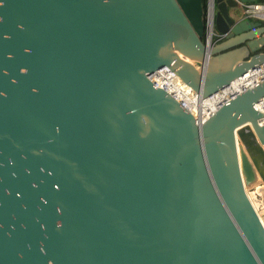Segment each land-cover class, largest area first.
Wrapping results in <instances>:
<instances>
[{"label": "water", "instance_id": "obj_1", "mask_svg": "<svg viewBox=\"0 0 264 264\" xmlns=\"http://www.w3.org/2000/svg\"><path fill=\"white\" fill-rule=\"evenodd\" d=\"M255 2L256 0H238ZM214 0H0V264H264V24Z\"/></svg>", "mask_w": 264, "mask_h": 264}, {"label": "built area", "instance_id": "obj_2", "mask_svg": "<svg viewBox=\"0 0 264 264\" xmlns=\"http://www.w3.org/2000/svg\"><path fill=\"white\" fill-rule=\"evenodd\" d=\"M237 4L242 7L241 19H248L252 22H259L264 24V0L255 2H240L235 0ZM214 0H205L203 8V24H204V44L212 45L219 42L225 34L217 33L214 29ZM149 80L154 86L166 91L172 98H174L184 109L189 111L195 121L201 123L207 116H209L221 104L226 102L234 95L240 93L250 85L264 79V62L257 67L247 70L242 75L231 80L225 87L216 91L206 98H200L186 86H181L183 82L166 67H160L152 71L148 75ZM174 78V81L170 79ZM181 82L176 83L177 79ZM198 106L201 108L199 115H196L194 109ZM256 110L261 109L263 115L257 120L258 124L264 123V96L258 100L253 106Z\"/></svg>", "mask_w": 264, "mask_h": 264}, {"label": "rangeland", "instance_id": "obj_3", "mask_svg": "<svg viewBox=\"0 0 264 264\" xmlns=\"http://www.w3.org/2000/svg\"><path fill=\"white\" fill-rule=\"evenodd\" d=\"M241 12H242V7L239 4L228 8V13L232 17L239 18L241 16Z\"/></svg>", "mask_w": 264, "mask_h": 264}, {"label": "bare ground", "instance_id": "obj_4", "mask_svg": "<svg viewBox=\"0 0 264 264\" xmlns=\"http://www.w3.org/2000/svg\"><path fill=\"white\" fill-rule=\"evenodd\" d=\"M176 79H177V78H176ZM178 79H179V78H178ZM178 79L176 80V83H177V84L181 83V82H180L181 80L179 79V80H180V81H179ZM170 80H171V81H174V78H172V79H170ZM180 85L183 86L184 88L186 87V85H185L184 83H182V84H180ZM194 111H195L196 115H199V113H200V111H201V108L198 107V106H196L195 109H194ZM263 120H264V119H263Z\"/></svg>", "mask_w": 264, "mask_h": 264}, {"label": "trees", "instance_id": "obj_5", "mask_svg": "<svg viewBox=\"0 0 264 264\" xmlns=\"http://www.w3.org/2000/svg\"><path fill=\"white\" fill-rule=\"evenodd\" d=\"M256 1H262V0H256ZM203 5H204V0H202V7H203Z\"/></svg>", "mask_w": 264, "mask_h": 264}, {"label": "flooded vegetation", "instance_id": "obj_6", "mask_svg": "<svg viewBox=\"0 0 264 264\" xmlns=\"http://www.w3.org/2000/svg\"><path fill=\"white\" fill-rule=\"evenodd\" d=\"M205 1V0H204ZM203 8H204V5H203Z\"/></svg>", "mask_w": 264, "mask_h": 264}]
</instances>
